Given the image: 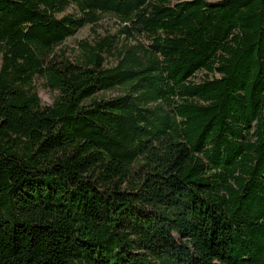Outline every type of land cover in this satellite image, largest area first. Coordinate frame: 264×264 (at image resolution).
Returning a JSON list of instances; mask_svg holds the SVG:
<instances>
[{
    "label": "trees",
    "instance_id": "trees-1",
    "mask_svg": "<svg viewBox=\"0 0 264 264\" xmlns=\"http://www.w3.org/2000/svg\"><path fill=\"white\" fill-rule=\"evenodd\" d=\"M0 264H264V0H0Z\"/></svg>",
    "mask_w": 264,
    "mask_h": 264
},
{
    "label": "rangeland",
    "instance_id": "rangeland-1",
    "mask_svg": "<svg viewBox=\"0 0 264 264\" xmlns=\"http://www.w3.org/2000/svg\"><path fill=\"white\" fill-rule=\"evenodd\" d=\"M209 1H217V0H209ZM68 12H71L69 9ZM117 30V26L115 24L114 19L110 18L109 16H105L103 20L100 22L99 27L96 29V33L99 35H105L106 32L113 34ZM94 34L91 32L90 27H85L81 29L76 35L67 39L59 49L65 50L66 55L70 58H76L79 56V49L77 47L78 42L82 40H87L89 42L93 41ZM58 51V50H57ZM197 77H202L199 73ZM39 85V97L41 103L45 106H49L53 99L55 98V94L50 92L49 90L45 89L43 86V81H38ZM109 95L117 94V92L108 93Z\"/></svg>",
    "mask_w": 264,
    "mask_h": 264
}]
</instances>
